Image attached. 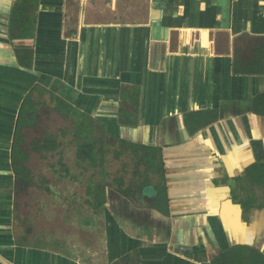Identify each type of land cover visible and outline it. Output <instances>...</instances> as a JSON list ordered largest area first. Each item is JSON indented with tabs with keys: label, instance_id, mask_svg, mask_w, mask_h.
<instances>
[{
	"label": "crops",
	"instance_id": "obj_1",
	"mask_svg": "<svg viewBox=\"0 0 264 264\" xmlns=\"http://www.w3.org/2000/svg\"><path fill=\"white\" fill-rule=\"evenodd\" d=\"M30 94L34 107L47 95L58 113L63 102L109 138L161 151L168 213L154 207L157 185L121 201L105 192L122 216H105L102 263L14 231ZM255 108L264 0H0V264H215L237 246L264 255V209L233 200L235 180L264 161ZM205 112L217 120L191 131L187 117Z\"/></svg>",
	"mask_w": 264,
	"mask_h": 264
},
{
	"label": "rangeland",
	"instance_id": "obj_2",
	"mask_svg": "<svg viewBox=\"0 0 264 264\" xmlns=\"http://www.w3.org/2000/svg\"><path fill=\"white\" fill-rule=\"evenodd\" d=\"M48 99H37L29 126L19 129L20 149L29 161L17 184L14 231L25 237L32 233L37 246L45 245L47 238L48 246L71 256L74 252L78 261L102 263L105 216H122L119 208L98 206L102 189L112 200L121 201L118 194L135 199L134 194H154L162 180L141 162L139 149L109 138L103 126L74 111L58 113ZM47 141L53 142V150H37ZM87 144L94 145L95 160L79 158Z\"/></svg>",
	"mask_w": 264,
	"mask_h": 264
},
{
	"label": "trees",
	"instance_id": "obj_3",
	"mask_svg": "<svg viewBox=\"0 0 264 264\" xmlns=\"http://www.w3.org/2000/svg\"><path fill=\"white\" fill-rule=\"evenodd\" d=\"M33 95L30 94L25 107L21 113L19 129L22 124L26 123L30 119V115L35 113V108L33 106L34 101L32 100ZM59 109L61 111H66L72 109L63 102H59ZM255 111L261 114H264V111L257 110ZM213 112L205 113H194L187 117L186 121H191V131L195 132L196 130L201 129V127L208 126L209 124L217 120V116ZM20 130H18L17 140L15 143L14 149V167L17 169L19 177H24V173L27 172V169L24 163L27 162L28 158L25 154L18 150L20 141ZM123 144H126L123 142ZM48 145L51 147L49 148ZM53 142H48L44 146L37 148L40 152H48L54 149ZM132 147L139 149L143 153L141 156L142 163L147 167L149 171L153 174H156L162 181L160 184H157L155 187L156 198L154 201V207L160 209L161 211L168 213V203H167V187L164 179V167L162 161L159 157L161 153L160 149L157 148H147L132 145ZM122 148V147H121ZM94 145L87 144L83 145L79 151V158L83 161L95 160L94 155ZM19 162H22L23 165H19ZM100 189V187H99ZM99 196L98 206L101 208L105 207L106 204V193L105 188L102 189ZM233 200L235 203L241 205L244 211L249 212L253 209L262 210L264 209V161L259 160V163L253 165L247 171V176L244 178H238L235 180V185L233 188ZM215 264H264V255L257 249H252L245 246H237L230 251L221 254L214 261Z\"/></svg>",
	"mask_w": 264,
	"mask_h": 264
}]
</instances>
